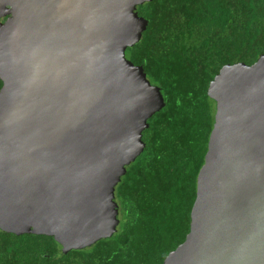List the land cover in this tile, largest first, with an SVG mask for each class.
Masks as SVG:
<instances>
[{
	"label": "water",
	"instance_id": "95a60500",
	"mask_svg": "<svg viewBox=\"0 0 264 264\" xmlns=\"http://www.w3.org/2000/svg\"><path fill=\"white\" fill-rule=\"evenodd\" d=\"M149 1L0 0L1 230L53 237L65 254L116 234V187L165 106L126 58ZM208 94L191 231L164 264H264V55L225 65Z\"/></svg>",
	"mask_w": 264,
	"mask_h": 264
},
{
	"label": "trees",
	"instance_id": "16d2710c",
	"mask_svg": "<svg viewBox=\"0 0 264 264\" xmlns=\"http://www.w3.org/2000/svg\"><path fill=\"white\" fill-rule=\"evenodd\" d=\"M137 10L148 25L126 58L165 106L116 187V234L65 254L53 237L0 229V264H164L186 241L217 113L209 86L225 65L264 55V0H151Z\"/></svg>",
	"mask_w": 264,
	"mask_h": 264
},
{
	"label": "flooded vegetation",
	"instance_id": "af4514ba",
	"mask_svg": "<svg viewBox=\"0 0 264 264\" xmlns=\"http://www.w3.org/2000/svg\"><path fill=\"white\" fill-rule=\"evenodd\" d=\"M5 20H6V18H5ZM3 81L0 79V91L2 90V88H3Z\"/></svg>",
	"mask_w": 264,
	"mask_h": 264
}]
</instances>
